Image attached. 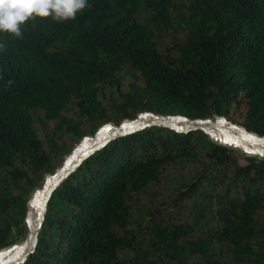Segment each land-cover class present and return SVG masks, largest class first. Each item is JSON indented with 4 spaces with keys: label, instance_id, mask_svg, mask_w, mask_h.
I'll return each instance as SVG.
<instances>
[{
    "label": "trees",
    "instance_id": "obj_1",
    "mask_svg": "<svg viewBox=\"0 0 264 264\" xmlns=\"http://www.w3.org/2000/svg\"><path fill=\"white\" fill-rule=\"evenodd\" d=\"M0 43V250L107 124L179 111L264 137V0H88ZM23 264H264V158L200 130L118 137L56 189Z\"/></svg>",
    "mask_w": 264,
    "mask_h": 264
},
{
    "label": "water",
    "instance_id": "obj_2",
    "mask_svg": "<svg viewBox=\"0 0 264 264\" xmlns=\"http://www.w3.org/2000/svg\"><path fill=\"white\" fill-rule=\"evenodd\" d=\"M211 119H190L185 116H161L152 113H143L131 121H124L119 126L107 124L92 136L84 138L73 150L64 157L61 165L52 175L47 176L36 196L27 203L25 218V239L22 245L12 246L0 250V264H23L37 249L38 235L40 233L47 205L58 187L91 155L103 149L109 142L141 129L151 126L167 127L176 131H203L209 136L233 135L239 138L240 143L247 152L259 153L264 158V137L254 138L248 132L234 128V124L224 119L216 122ZM253 134V133H250ZM256 135V134H254ZM218 144V143H216ZM220 145V144H218ZM223 146V145H222ZM259 158V159H262Z\"/></svg>",
    "mask_w": 264,
    "mask_h": 264
},
{
    "label": "clouds",
    "instance_id": "obj_3",
    "mask_svg": "<svg viewBox=\"0 0 264 264\" xmlns=\"http://www.w3.org/2000/svg\"><path fill=\"white\" fill-rule=\"evenodd\" d=\"M88 0H0V33L22 37V26L32 19L74 20ZM5 48L0 43V49Z\"/></svg>",
    "mask_w": 264,
    "mask_h": 264
},
{
    "label": "bare ground",
    "instance_id": "obj_4",
    "mask_svg": "<svg viewBox=\"0 0 264 264\" xmlns=\"http://www.w3.org/2000/svg\"><path fill=\"white\" fill-rule=\"evenodd\" d=\"M223 120H224L223 118L216 119V122H220V121H223ZM234 128L235 129H238V130H240L242 132H247V131H245L244 128L239 127L237 125H234ZM248 135H251L254 138H258V136L257 135H254V134L248 133ZM218 136H219V141H222L225 145L230 146V147H232L234 149H238L240 151H243L247 156L255 157V158H258V159L263 157L259 153L247 152L244 149V147L242 146V144L240 143L239 138L234 137L233 135H218ZM37 192L38 191H35V193L31 197V199H33L36 196ZM18 246H20V245H18Z\"/></svg>",
    "mask_w": 264,
    "mask_h": 264
},
{
    "label": "rangeland",
    "instance_id": "obj_5",
    "mask_svg": "<svg viewBox=\"0 0 264 264\" xmlns=\"http://www.w3.org/2000/svg\"><path fill=\"white\" fill-rule=\"evenodd\" d=\"M129 81H131V79H128V80L125 81L124 89L127 88V85H126V84H127ZM168 116H183V115L181 114V112L176 111V112H174V113H172V114H170V115H168ZM210 139H211L213 142L218 143V144H220V145H223V146H225V147H227V148H230V149H232V150H234V151H236V152L244 153L243 151H240V150H238V149H234V148H232V147H230V146L225 145L222 141H219V136H210ZM244 154H245V153H244ZM46 177H47V176H46ZM42 184H43V183H42ZM42 184H41L39 187L36 188L37 190H36V189H35V190H36V191H39V189L41 188ZM35 190H34V192H35ZM154 193H155V192H152L151 195H153ZM155 194H157V193H155ZM32 195H33V194H32ZM152 199H154V198H152ZM137 200H138V202H139L140 205H146V204H151V203H153V201H152V202H149L148 199L145 198L144 196H140V197H138ZM24 239H25V231H24V234H23L22 238H21L18 242H16L15 244H13L12 246H15V245H22ZM12 246H10V247H12ZM10 247H9V248H10Z\"/></svg>",
    "mask_w": 264,
    "mask_h": 264
}]
</instances>
